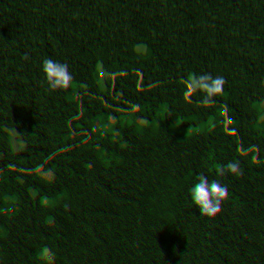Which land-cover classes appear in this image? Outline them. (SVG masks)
<instances>
[{
  "label": "trees",
  "instance_id": "trees-1",
  "mask_svg": "<svg viewBox=\"0 0 264 264\" xmlns=\"http://www.w3.org/2000/svg\"><path fill=\"white\" fill-rule=\"evenodd\" d=\"M120 2L116 25L102 0H0V264H147L180 242L264 264V64L250 81L216 67L243 35L264 46V0ZM117 142L144 145L134 197Z\"/></svg>",
  "mask_w": 264,
  "mask_h": 264
},
{
  "label": "clouds",
  "instance_id": "clouds-1",
  "mask_svg": "<svg viewBox=\"0 0 264 264\" xmlns=\"http://www.w3.org/2000/svg\"><path fill=\"white\" fill-rule=\"evenodd\" d=\"M101 10L105 15H110L116 25H120L127 16V9L120 0H102ZM105 35L99 34V40H104ZM234 52L223 55V64L216 65L224 74L235 70L242 73L246 81L254 80L257 76L256 68L264 64V46L257 43L251 35H243L234 42ZM230 93L226 97L230 101ZM118 140L116 133L106 132L98 137L102 145H111ZM112 163L116 174L113 180L119 183L122 192L135 196L137 190L146 187L150 176L147 167L142 161L146 159V152L142 143H115V150L111 153ZM101 163L105 160V149L101 148L98 157ZM53 242L57 249H67L72 246V235L67 231H58L53 235ZM142 251L141 245L136 244L128 251L132 258L137 257ZM248 253L245 250L225 252L222 246H189L185 243H175L166 251L153 249L147 264H239L246 260ZM28 259L31 264H69L71 254H60L55 250L34 251Z\"/></svg>",
  "mask_w": 264,
  "mask_h": 264
}]
</instances>
